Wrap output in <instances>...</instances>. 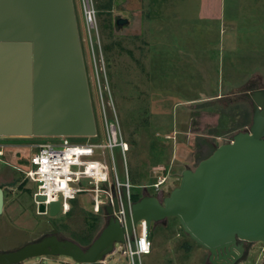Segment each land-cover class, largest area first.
Returning <instances> with one entry per match:
<instances>
[{"label":"rangeland","instance_id":"1","mask_svg":"<svg viewBox=\"0 0 264 264\" xmlns=\"http://www.w3.org/2000/svg\"><path fill=\"white\" fill-rule=\"evenodd\" d=\"M73 1L97 136L66 140L74 144L107 141L98 87L103 85L104 76L99 73L97 79L95 71L103 58L123 139L131 148L127 166L132 194H140L146 186L154 195L151 186L159 176L167 177L160 190L171 191L179 186L178 175L184 167L195 169L215 147L249 129L252 104L244 93L255 88H247L246 82L252 79L264 85V0H223V17L217 20L201 16L202 11L209 12L205 6L203 10V2L211 0H91L98 13L99 41L94 32L92 38L88 34L83 0ZM117 15L130 21L120 32L114 26ZM107 116L110 122L115 121L110 107ZM244 122L247 124L240 128ZM45 141L33 137L0 139L5 148L0 160V187L5 191L6 206L0 215L1 253L17 251L51 235L87 248L108 223L106 212H93L94 201L87 193L70 202L68 215L38 213L33 201L37 185L13 166L23 167L37 152L33 147ZM106 156L112 167L110 155ZM114 158L118 178L125 182L119 148L114 150ZM161 225L152 230L150 255L132 262L116 244L115 253L108 255L105 263L211 264L209 252L185 234L176 219L169 218ZM250 249L239 264H264V243ZM22 264L77 263L68 257L45 256Z\"/></svg>","mask_w":264,"mask_h":264},{"label":"water","instance_id":"2","mask_svg":"<svg viewBox=\"0 0 264 264\" xmlns=\"http://www.w3.org/2000/svg\"><path fill=\"white\" fill-rule=\"evenodd\" d=\"M129 25V19L114 17L117 32ZM244 95L252 104L249 129L216 147L195 169L184 170L168 195L131 194L129 204L123 188L125 221L114 215L120 210L115 198V208H106V227L89 247L51 235L0 252V264L45 256L101 264L115 253L116 244L134 238L141 221L150 239L153 225L169 218L209 252L211 264H239L251 251L247 244L264 243V89ZM96 135L74 1L0 0V139ZM4 210L0 187V215ZM59 211L54 202L49 215L56 217ZM39 213H45L44 206Z\"/></svg>","mask_w":264,"mask_h":264},{"label":"built area","instance_id":"3","mask_svg":"<svg viewBox=\"0 0 264 264\" xmlns=\"http://www.w3.org/2000/svg\"><path fill=\"white\" fill-rule=\"evenodd\" d=\"M82 6L88 34L92 38L94 32L99 41L97 10L91 0H83ZM99 63L100 67L96 64L95 71L97 79L99 73L104 76L103 85L102 83L98 84V87L100 108L105 123L106 143L74 144L66 140L71 137L44 138L45 142L33 147L37 152L27 159L23 167L13 166L24 175V179L37 185V190L33 193V201L38 213L40 208L44 206L45 213L42 215H49L50 206L54 202L60 204L59 214L68 215L72 211L70 202L76 200L79 194L87 193L90 196L94 194V197H91L94 201L93 212L95 214H100L102 211L105 213L107 206L115 208L114 199L116 198L120 210L114 211V215L121 223L125 221L122 202L123 188L127 190L129 204H131L132 194V184L127 166V153L130 151V146L123 139L103 58ZM107 107L112 109L114 122L108 120ZM116 148L120 149L124 162L125 182H121L117 175L114 158ZM108 154L113 164L112 167L109 166L106 159ZM97 155L102 156V159H96L95 156ZM4 156L5 148L0 146V160ZM7 165L11 166L10 164ZM83 180L87 181L86 185H83ZM166 182V176L159 177L151 187L155 189L156 194H160V188ZM102 196L105 198L103 199ZM138 228L141 229L140 234H138ZM134 232V238L127 237L126 243L120 247L122 254L129 257L132 262L135 258L140 260L142 256L150 255L152 252V241L146 235V222L141 221ZM101 264L106 263L104 261Z\"/></svg>","mask_w":264,"mask_h":264},{"label":"crops","instance_id":"4","mask_svg":"<svg viewBox=\"0 0 264 264\" xmlns=\"http://www.w3.org/2000/svg\"><path fill=\"white\" fill-rule=\"evenodd\" d=\"M203 10H204V6L206 7V10H209V12H206V13H203V11H202V13H201V16L202 17H204V18H207V19H214V20H217V19H222V17H223V0H211V2H208V3H206V2H203ZM258 14H260V13H258ZM257 14V15H258ZM224 40V39H223ZM222 39L220 40V43H219V45H220V49L221 50H223V48H222V41H223ZM229 46V47H228ZM231 45H228L227 44V48H231L230 47ZM235 47L238 49L239 48V46H238V43H237V46L235 45ZM232 49H234V48H231V50ZM247 85H246V87L247 88H250V89H253V88H255V89H264V85H262V84H260V82H258L257 80H252V79H250V80H248L247 82ZM249 83H251V84H249ZM252 118H253V113H252ZM246 124H247V122H246ZM246 124H244V123H242L241 125H240V128H241V126H244V125H246ZM239 128L237 127L236 128V130H238ZM173 130H175V127L173 126ZM177 132V131H176ZM176 132H174L173 134L175 135L176 134ZM174 135H173V137L171 136V135H167V137H172V138H174ZM175 139V138H174ZM130 146V145H129ZM131 149V148H130ZM215 149H216V147H215ZM215 149L210 153V155L215 151ZM209 156V155H208ZM207 156V157H208ZM206 158V157H205ZM205 158H203V159H205ZM202 159V160H203ZM201 160V161H202ZM184 170H186V167H184L183 168V170L182 171H184ZM129 171V170H128ZM181 171V172H182ZM176 174H174V176H175ZM129 177H130V173H129ZM159 177H164V176H159ZM158 177V178H159ZM178 177H181V173H180V175H178ZM176 178H177V176H176ZM130 182H131V177H130ZM150 186V185H149ZM145 188H146V186H144ZM148 187V186H147ZM174 188H176V187H173L172 189H171V191L174 189ZM145 190V189H144ZM145 191H147V190H145ZM145 191H143V192H145ZM171 191H164V190H161L160 191V195H162L163 193L165 194V195H168ZM156 194V193H155ZM4 211H6V206H5V210ZM162 222L161 223H158V224H154L153 225V227H152V230L153 229H157V228H159V227H161L162 225ZM151 239V238H150ZM200 247H202V246H200ZM203 249H205V248H203ZM205 253H208V251L205 249V250H203ZM203 263H205L206 264V261H202V264Z\"/></svg>","mask_w":264,"mask_h":264},{"label":"flooded vegetation","instance_id":"5","mask_svg":"<svg viewBox=\"0 0 264 264\" xmlns=\"http://www.w3.org/2000/svg\"><path fill=\"white\" fill-rule=\"evenodd\" d=\"M142 193H148V191H145V192H142ZM148 194H150V193H148ZM138 195V194H137ZM152 195V194H151ZM155 195V194H154ZM162 195H165L164 193L162 194ZM60 240H65V239H63V238H60V237H58ZM248 246H253L252 244H247Z\"/></svg>","mask_w":264,"mask_h":264},{"label":"trees","instance_id":"6","mask_svg":"<svg viewBox=\"0 0 264 264\" xmlns=\"http://www.w3.org/2000/svg\"><path fill=\"white\" fill-rule=\"evenodd\" d=\"M244 124H246V122H244ZM235 130H236V129H234V131H235ZM209 156H210V155H209ZM209 156H208V157H209ZM206 158H207V157H206ZM206 158H205V159H206ZM1 188H2V187H1ZM139 199H140V196H136V197L134 198V201L136 202V201H138Z\"/></svg>","mask_w":264,"mask_h":264}]
</instances>
